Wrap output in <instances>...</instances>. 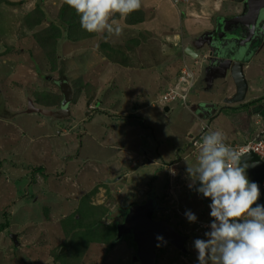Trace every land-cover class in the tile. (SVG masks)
I'll return each instance as SVG.
<instances>
[{
    "label": "rangeland",
    "instance_id": "374dc122",
    "mask_svg": "<svg viewBox=\"0 0 264 264\" xmlns=\"http://www.w3.org/2000/svg\"><path fill=\"white\" fill-rule=\"evenodd\" d=\"M147 1L150 0H141L138 10L119 20L127 36L125 40L121 34L113 36L101 32L76 41L74 39L82 28L78 15L66 0H0V228L3 227L0 232V264H142L133 235L123 233L117 239L118 227L125 223L133 207L143 206L152 199L155 201L152 202V218L167 221L173 218L171 224L184 236L180 248L156 242L154 264H197L193 242L199 237L205 239L204 234L209 231L207 226L212 219L209 216L210 199L205 201L200 194H195L189 201L181 192L178 194L181 201L177 202L175 209L170 213L166 210L170 201L167 164L173 161V153L178 147L182 148L180 154L187 152V136L194 134L189 131L201 130L199 123L191 115L159 114V105L153 103L149 111L156 119L159 115L160 120L154 124L153 132L159 140L160 151L156 150L157 143H154L155 150L152 148L156 142V137L151 135L152 129H146L144 138L147 144H151L148 147L150 156L162 155L160 159L165 165L127 167L126 171L131 173L127 185L117 181L125 169L120 175L119 171L112 175L114 171L108 164L103 165V160L114 151L106 145L101 144L104 148L99 146L94 138L101 137L104 132L101 120H108L107 116L111 115L100 111L99 103L96 105L102 95L97 84L99 79L107 80L103 89L109 92L118 88L117 81L125 80L124 76L118 79L115 75L125 73L122 68L112 70L110 67L118 66L116 61L127 65L131 48L140 43V38H128L125 23L142 22L145 17L142 9H146ZM164 2L166 25L161 34L165 36L184 15L181 3L189 5L190 1L151 0L146 9L151 12L148 18L156 19L159 10L156 12L154 6ZM217 18L216 23L220 19ZM183 33L184 37L188 36L185 30ZM249 35L248 32L246 36ZM208 40L206 38L207 43ZM167 46L170 48L169 43ZM194 60L198 61V58ZM185 66L196 76L193 67L184 61L172 85L181 77ZM209 66L207 64L206 69ZM205 73L202 71L195 96L214 98V93L200 86L206 84L208 76ZM221 73L225 81L232 80L229 69ZM212 77L215 83L220 76L215 74ZM62 78L72 89L71 115H78V118L59 119L42 112L28 113L30 99L39 109H55L53 104L59 109L63 94L58 82ZM198 79L193 77L194 87ZM192 91L188 98L192 99ZM234 105H239L234 108L236 110L242 107L240 103ZM255 105L254 109L264 116V99ZM75 106L81 108L75 112ZM90 109L94 115L87 116ZM239 116L237 120L236 115L229 118L236 124L243 117ZM253 117L255 115H245L242 119V122L250 121L248 127L252 133L258 127ZM206 123L212 129L221 130L222 127L228 131L226 119L225 125H219L218 118H211ZM88 130L93 137L89 136ZM118 131L121 136V129ZM256 137L257 134L248 139ZM112 140L111 137L106 143L110 145ZM125 140L131 144L139 139ZM236 141L241 142L240 139ZM193 160L196 161L197 157ZM194 161L184 162L186 169L195 167ZM136 182L137 185H149L148 194L137 195V191L144 188L135 186ZM205 204L202 213L199 207ZM186 211L200 219L189 222ZM177 214L185 222L180 228Z\"/></svg>",
    "mask_w": 264,
    "mask_h": 264
},
{
    "label": "crops",
    "instance_id": "0c3cea01",
    "mask_svg": "<svg viewBox=\"0 0 264 264\" xmlns=\"http://www.w3.org/2000/svg\"><path fill=\"white\" fill-rule=\"evenodd\" d=\"M189 1V5L182 4L183 2L181 3V5L184 7V15L178 20L177 25L171 29L172 32L166 34L165 36L161 34L164 26L166 25L164 22L166 15L163 12V6L165 5V2L161 5L157 4L154 6V10L156 12L159 10L155 19V17L148 18L151 12L146 9L148 8L147 5H149L148 3L151 2V0L147 1L146 9H142V11L145 12V17L143 18L142 22L128 24L125 23L126 29L124 31H129V35L126 33L128 38H140V43H138L139 45L136 43L135 46L131 48L132 51H130L129 55H131L132 58L128 55L127 65H122V61H116L119 62L116 63L118 66L110 67L112 70L122 68L121 70H124L125 73L122 74V72H120L119 74L115 75H118V79H120L121 76H124L125 80L122 82L117 81L118 83L116 82L115 85H117L118 88L109 92H106L103 89L106 87L104 82L107 80L99 79V83L97 84V87L102 89L100 90V94L102 92V95H100L101 98L99 101H96V105L99 103V110L105 111L106 114L111 115L107 116L108 120H101V126L104 129V132L101 134V137L97 138L94 136V138L97 140L96 142L99 144V146H101V144L106 145L114 151L113 155L110 157L107 156L108 158L106 157V159L103 160V165L108 164L107 166L112 171H114V174L112 175L118 174L117 171H119L118 175H120L122 173L121 171L125 169L123 176L119 177L117 180L119 183L122 181L124 185L129 183L127 182V178L131 175L130 172L126 171L127 167L133 168L137 167L138 165H165L160 159L163 157L162 155H160V157L150 156L151 153L148 147L151 146V144H147V141L144 138L147 131L146 129H152L151 135L156 137V142H153V139H149V142H153V150H155L154 143H157L158 148L156 150L160 151L159 140L156 134L153 132L154 124H157L160 120L158 119L159 115L157 119L154 118V115L150 114L149 108L150 106L154 105L153 103H155L154 101L157 99V96L163 90L173 84L175 78L179 74V70L182 68L181 63L184 61L186 64H189L193 67L197 79L199 77L196 86L192 91V94L194 95L191 94L192 99L188 98L187 107L182 106L180 102L173 103L165 108H161L159 106V114H163L164 112L165 115H191L196 123H199L200 127L202 122L206 123L207 120L211 118H218L219 125H225L226 119V121L229 123L228 131H226V128L224 130L222 127L220 130L224 134V141L226 144L243 143V141L246 139L255 136L260 129L264 130V117L261 116L262 114H260L258 110L254 109L256 106L255 104L257 102L262 103V100L264 99V34L262 36L257 34L253 44L254 50L244 59V74L248 81V92L245 100L240 103L242 104V107L236 110L234 108L237 106L239 107V105H229L225 103V99L232 97V95L235 93L236 87L231 78L226 79L225 81V79L221 77V71L216 69L217 67L208 61L210 59L208 56L209 48L206 45L207 42L204 36L211 33L216 28L217 23L215 18H229L232 14L235 16L238 15L237 12L239 11L240 5L232 0ZM175 5L176 4H174V6ZM231 18H233V16ZM117 19L119 20V18ZM184 30L188 34L187 37H184ZM121 37L122 40L126 39L127 36L125 35V32H121ZM176 37H178V39H176ZM167 43L170 44V48L167 46L168 51L162 53L161 45H167ZM188 47H192L198 54V61H195L194 57L187 55ZM95 54L98 55L97 53ZM207 64L211 65L209 66V69H206ZM207 70H209L210 73ZM202 71L207 72L205 75L208 77L205 78L206 84L200 86L201 88L214 93V98L200 99L197 98V95L195 96L196 88L198 87V84L201 80ZM215 74L217 77H220L215 83H213L214 76L212 77V75ZM30 100L34 103L32 99ZM204 103H212L214 106L209 109V111L205 112L203 108ZM34 105L36 106L35 103ZM52 106L55 109L51 108V111L57 110L55 105ZM80 108V106H75V112ZM91 112H93L92 109L87 112V116L94 115ZM202 115L211 116L209 119H203ZM231 115H236V120L238 119L239 115H243V117H245V115H255V117H253L254 124L256 122L262 124L256 128L254 133H252L248 127V125H250V121L248 119V121L246 120L242 122L243 117H241L240 123L235 124L229 118ZM69 116H73L75 119L78 118V115H71V110ZM106 122L111 123L106 124ZM209 127L210 131H208V133L211 131H216V129H212L210 125ZM119 129H121V136L117 134ZM192 130L193 131L190 129L189 133L193 132L194 134L191 133L186 139L189 148H187V152L180 154V150L182 148L181 146L178 147L175 151V154L173 153V161L167 164L169 171L167 174L169 187L168 194L170 196L168 200L170 201L168 202L166 213H170V211L172 212L173 209H175L174 206L177 205V202L179 201L178 194L181 192L184 193V196L189 198V201L194 199L193 196H196L195 194H198L194 192V187L196 184L192 183V179L189 177L186 166L184 165V162L188 160L194 161L193 159L199 155V147H193L191 144L192 139L197 136L201 130ZM88 132L90 131L88 130ZM242 132L244 133L243 136L241 134ZM89 136L93 137L92 133ZM111 137L113 140L111 141V144L108 145L106 141H108V139ZM121 137H123V139ZM126 138H137L139 140L138 142H133L130 144L129 141L125 140ZM230 139L232 140L230 141ZM239 139L241 142L237 143L236 140ZM101 147L104 148V146ZM194 163L197 164V160L194 161ZM119 183L117 184L119 185ZM137 184L138 183L136 182L134 185L144 188L138 190L137 195H144V193L148 194V190L150 189L149 185L142 186L141 184ZM190 193H193L194 195L190 196ZM173 194L176 198L173 197ZM152 202L155 203L153 199ZM206 206L207 204H205V206L199 207L202 213H204L203 211L206 209ZM159 209L161 210V207ZM179 217L180 216L178 215L177 224L180 228V226L185 224V222H182ZM171 219L173 220V218ZM197 219L199 220L200 218ZM171 221H168L169 225L178 231L176 226L171 224ZM190 232L192 233V231ZM181 235L183 236L182 233Z\"/></svg>",
    "mask_w": 264,
    "mask_h": 264
},
{
    "label": "clouds",
    "instance_id": "9594fccd",
    "mask_svg": "<svg viewBox=\"0 0 264 264\" xmlns=\"http://www.w3.org/2000/svg\"><path fill=\"white\" fill-rule=\"evenodd\" d=\"M66 3L78 15L84 31L115 36L122 32L119 20L141 7V0ZM167 51V45H161V52ZM254 166L243 162L240 151L225 143L222 131L201 137L197 164L187 172L193 184L198 182L196 192L210 199L212 219L205 239L193 242L197 264H264V204L257 203L259 186L247 176V170ZM185 216L189 222L197 219L191 211ZM156 239L162 241L163 237Z\"/></svg>",
    "mask_w": 264,
    "mask_h": 264
},
{
    "label": "water",
    "instance_id": "95a60500",
    "mask_svg": "<svg viewBox=\"0 0 264 264\" xmlns=\"http://www.w3.org/2000/svg\"><path fill=\"white\" fill-rule=\"evenodd\" d=\"M234 2L244 4L246 13L237 16L234 15L230 19L220 18L214 31L204 36L205 39H209V42L206 43L209 48V62L215 65L217 67L216 69L221 72L222 70L229 69L232 81L236 87V91L232 97L225 99V103L229 105L241 103L246 98L248 81L244 74V59L254 50L253 44L259 33L257 32L259 31L258 29L262 28V32H264L262 21L257 19H254V21L251 20V25L249 26H247L246 22V19L251 17L254 10L256 14L257 12H261V9L263 11L264 0H234ZM248 32L250 35L247 37L246 34ZM263 34H259V36ZM225 41L227 42L225 43ZM238 45L241 47H238ZM187 52L194 58L198 57V54L192 47H188ZM58 85L63 94V100L59 109L55 111L47 109L41 110L29 100L27 112H42L44 115L59 119L68 117L70 115L68 106L72 100V89L64 78L59 80ZM204 106L206 109H209L214 105L208 103ZM205 116L209 117V115ZM242 161L250 165H255L247 170V175L250 181H255L259 186L260 196L258 197L257 203L264 204V189L262 188L264 162L254 153L245 154L242 156ZM197 184L194 187V192H196L195 188ZM200 195L202 196V194ZM202 198L207 201V198L203 196ZM152 204V200H149V203L143 206L133 207L125 223L118 227L117 239H120L123 233L133 235L134 242L137 244V256L142 264H154V248L156 247V242H158L156 239L157 236L163 237V240L160 242L170 243L178 248L183 246L184 241V237L170 226L167 220H154L152 218Z\"/></svg>",
    "mask_w": 264,
    "mask_h": 264
},
{
    "label": "built area",
    "instance_id": "2783aa9c",
    "mask_svg": "<svg viewBox=\"0 0 264 264\" xmlns=\"http://www.w3.org/2000/svg\"><path fill=\"white\" fill-rule=\"evenodd\" d=\"M192 84L193 73L190 69H188L187 66H185L184 71L182 72V75L178 80V83L174 87L169 88L164 94L160 96V102L163 104H168L178 99L185 101L187 92L191 88ZM197 143L198 141L194 142V144ZM231 147L238 149L241 153V157L246 153L253 152L264 161V137L258 136L254 139L246 141L240 146ZM262 187L264 189V179L262 181ZM199 225H201V223ZM207 227L209 229V226Z\"/></svg>",
    "mask_w": 264,
    "mask_h": 264
},
{
    "label": "bare ground",
    "instance_id": "6f19581e",
    "mask_svg": "<svg viewBox=\"0 0 264 264\" xmlns=\"http://www.w3.org/2000/svg\"><path fill=\"white\" fill-rule=\"evenodd\" d=\"M187 55H190V54H187ZM191 56V55H190ZM191 70V69H190ZM192 71V70H191ZM192 73H193V77H194V79L196 78V76H194V72L192 71ZM178 80H179V78H178ZM178 80H177V82L174 84V85H172V86H169L168 88H166L165 90H163L158 96H157V99L154 101L157 105H159L161 108H165V107H167V106H169V105H171V104H173V103H178V102H180L183 106H188V96H189V94L191 93V91H192V89H194V81H193V84H192V86H191V88L188 90V92H187V95H186V99H185V101H182L181 99H178V100H175V101H172V102H170V103H168V104H163V103H161L160 102V96L162 95V94H164L169 88H171V87H174L177 83H178ZM205 104H208V103H204L203 104V108H204V110H205V112L206 111H209V109H211V108H209V109H206V107L204 106ZM209 104H212V103H209ZM68 108H69V106H68ZM210 116L211 115H209V117H206L205 115H202V117H203V119H209L210 118ZM264 117V116H263ZM263 117H262V119H263ZM262 123H257L256 122V124L255 125H257L258 127H259V125H261ZM263 125H264V122H263ZM208 131H210V127H209V124H207V123H205V122H202V125H201V132L197 135V136H195L193 139H192V146H195V147H200V140H201V137L203 136V135H205L206 133H208ZM261 135H264V130H259V132L257 133V137L259 136V137H264V136H261ZM252 139H254V138H252ZM248 140H251V139H247V140H245V141H243V143H239V144H228L229 146H240V145H242V144H244L246 141H248ZM195 141H198V143L197 144H194V142ZM249 153H253V152H249ZM247 154V153H246ZM255 154V153H254ZM245 155V154H244ZM243 155V156H244ZM256 155V154H255ZM258 156V155H257ZM259 157V156H258ZM260 158V157H259ZM261 159V158H260ZM262 160V159H261ZM263 161V160H262ZM264 162V161H263ZM248 176V175H247ZM264 179V178H263ZM263 181V180H262ZM263 188V187H262ZM197 193V192H196ZM264 198V197H263ZM138 206H140V205H138ZM159 220V219H158ZM181 235V234H180Z\"/></svg>",
    "mask_w": 264,
    "mask_h": 264
},
{
    "label": "flooded vegetation",
    "instance_id": "af4514ba",
    "mask_svg": "<svg viewBox=\"0 0 264 264\" xmlns=\"http://www.w3.org/2000/svg\"><path fill=\"white\" fill-rule=\"evenodd\" d=\"M232 1H234V0H232ZM236 3V2H235ZM238 4V3H237ZM240 5V10L237 12L238 13V15H242V14H244V13H246V10H245V5L244 4H239ZM264 8V7H263ZM232 16H234L233 14L231 15V17ZM237 16V15H236ZM248 19H250V20H253L254 21V19H257V20H259V21H262V24L264 25V9H263V11H262V9H261V12H257V14L255 13V10H254V13L251 15V17L250 18H247L246 20V22L248 23ZM262 19V20H261ZM230 26H232V25H230ZM259 28V27H258ZM259 31H257V32H259L258 34H263V32H262V28L261 29H258Z\"/></svg>",
    "mask_w": 264,
    "mask_h": 264
},
{
    "label": "trees",
    "instance_id": "16d2710c",
    "mask_svg": "<svg viewBox=\"0 0 264 264\" xmlns=\"http://www.w3.org/2000/svg\"><path fill=\"white\" fill-rule=\"evenodd\" d=\"M143 19V18H142ZM141 19V20H142ZM129 23H135L134 21L132 22V21H129ZM71 25H73V24H71L70 23V26ZM71 27H73V26H71ZM81 30V29H80ZM96 35V33H89V32H86V31H84L83 29H82V31L80 32V34H78L77 35V37L74 39V40H76V41H80V40H84V39H87V38H90V37H92V36H95ZM55 101H59V100H55ZM56 103V102H55ZM53 105H57V104H53ZM2 229H3V227H1L0 228V232L2 231Z\"/></svg>",
    "mask_w": 264,
    "mask_h": 264
}]
</instances>
